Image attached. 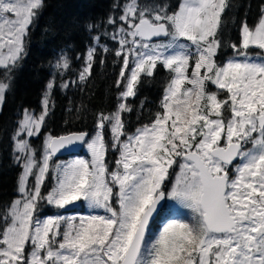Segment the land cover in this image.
<instances>
[{"label": "snow or ice", "instance_id": "snow-or-ice-1", "mask_svg": "<svg viewBox=\"0 0 264 264\" xmlns=\"http://www.w3.org/2000/svg\"><path fill=\"white\" fill-rule=\"evenodd\" d=\"M43 6V0H0V106ZM227 7V0H179L171 10L126 0L112 34L122 63L116 87H123L116 110L98 114L92 136L47 134L37 155L31 138L48 116L54 80L40 113L23 110L12 137L22 169L19 195L0 210V264H264V5L254 25L241 23L239 45H230L234 56L218 63ZM107 22L116 25L117 18ZM250 48L260 52L250 55ZM95 54L90 47L80 82L91 75ZM158 64L172 74L159 110L126 132L127 101L141 75L152 78ZM54 68L68 71L69 57L62 53ZM80 147L89 158L57 159ZM110 148L118 152L111 170ZM50 173L53 184L42 193ZM81 200L102 214L38 215L42 204L66 210ZM163 202L180 205L187 218L170 217L151 235Z\"/></svg>", "mask_w": 264, "mask_h": 264}, {"label": "trees", "instance_id": "trees-1", "mask_svg": "<svg viewBox=\"0 0 264 264\" xmlns=\"http://www.w3.org/2000/svg\"><path fill=\"white\" fill-rule=\"evenodd\" d=\"M125 1L43 0L44 6L30 26L25 40L26 55L14 73L11 91L6 92L4 103L0 106V210L17 197L22 169L14 159L12 137L18 121L24 109L34 110L37 114L42 110V99L50 80H54L56 86L49 93V113L40 135L91 133L96 128L98 114H109L118 104L121 88L116 87V81L121 57L115 55V42L102 30L108 28L110 16L115 18L121 12ZM140 3L167 4L171 10L179 0H140ZM227 3L229 7L222 14L218 32L221 40L216 57L218 63L224 62L233 53L232 43L239 45L241 23L246 20L252 26L257 22L264 0H227ZM97 36L100 44L95 45L91 75L80 82L78 74L85 66V53L93 46ZM103 46L108 48L107 52L102 50ZM62 53L70 60V69L66 72H58L54 68ZM171 75L159 64L152 78L141 75L136 96L127 101L132 111L123 113L126 132L131 133L135 128L151 122L154 113L159 110L164 87ZM65 81L69 82V87H60ZM104 137L107 140L106 129ZM111 159L108 152L109 167ZM48 212L51 211L44 208L39 214Z\"/></svg>", "mask_w": 264, "mask_h": 264}, {"label": "rangeland", "instance_id": "rangeland-1", "mask_svg": "<svg viewBox=\"0 0 264 264\" xmlns=\"http://www.w3.org/2000/svg\"><path fill=\"white\" fill-rule=\"evenodd\" d=\"M125 3H126V1H125ZM141 4H143V3H141ZM120 14H121V12L115 17V18H117V24L116 25L109 24L108 28L102 30L103 34H105L109 39H111L112 41L115 42L116 50H118L119 44H118L117 40L112 39V34L116 31V28L119 25V23H121L118 20V17L120 16ZM99 44L100 43L98 42V44H97V41L94 39L93 46L99 45ZM93 46H91V47H93ZM116 50H115V52H116ZM87 51H86V53H87ZM251 52H252V48L249 49V54L254 56L257 53H259L260 50L254 49V52L253 53H251ZM86 53H85V62H86ZM233 56H234V52L226 60H228L229 58H232ZM129 59H130V66H131L132 57H130ZM121 67H122V63H121ZM120 71H121V69H120ZM189 73H191V68L189 69ZM126 75H127V73H126ZM122 87H123V85L121 86V90H122ZM208 88L210 91H215V87L210 85V84L208 85ZM116 107H117V105L115 106V108L110 113L114 112L116 110ZM21 119H22V116H21ZM105 129H106V134H107V140L105 139V142L110 144L111 143V133L109 131L108 126H106ZM135 129L132 132H134ZM95 131H96V128L91 133H89V136H92L95 133ZM45 137H46V135L42 134V135H39L37 137L31 138V144L33 145V147H35L38 150L37 151L38 156H39V149L41 148ZM121 139H123V137H121ZM109 153L111 154V158H112L111 159V165L109 167V170H111L115 166V160L118 158V152L113 151L110 148ZM74 157L89 158V154H88L86 148L82 147V149L80 151H78L77 153H72V154H69L65 157H58L57 159L60 161H70ZM173 167L175 168L176 166L174 165ZM177 171H178V169H177ZM169 172H170L169 179H168V181H166V183H168V184H170L174 178L173 172L171 169L169 170ZM29 184L30 185L32 184L31 178L29 179ZM52 184H53L52 174L50 173L48 179L45 180L44 187L42 188V193L47 192L48 189L52 186ZM18 195L19 194L17 192V197H18ZM114 197H115V189H114ZM113 204H114V206H117L115 204V199L113 200ZM44 208H48L51 212L39 214V213L43 212ZM97 211H99L102 214V210L91 209L87 205V202L81 200V201L75 202L74 206H68V208L66 210L55 209V208L48 206L46 204H42L38 208V215L43 217V216H53V215H56L57 213H60V214H65V215H77V216H79V215H88L90 213H94ZM170 217L187 218V210L183 209L180 205L176 204L175 202H164L163 209L159 214L158 220L156 221L155 225L150 228V234L155 235L159 231V229H160L161 225L164 223V221Z\"/></svg>", "mask_w": 264, "mask_h": 264}, {"label": "water", "instance_id": "water-1", "mask_svg": "<svg viewBox=\"0 0 264 264\" xmlns=\"http://www.w3.org/2000/svg\"><path fill=\"white\" fill-rule=\"evenodd\" d=\"M80 132H84V131H80ZM86 132V131H85ZM88 133V132H87ZM89 134V133H88ZM62 135H65V134H62ZM60 136V135H59ZM82 149V147H80V148H78L75 152H73V153H77L78 151H80ZM72 154V153H71ZM67 155H69L68 153H65V154H63V155H58V157H65V156H67ZM57 157V158H58ZM163 205H164V202H163ZM162 209H163V207L162 208H160L159 209V211H158V213L157 214H155L154 215V218H153V220H152V222H151V224H150V227H151V225L153 224V222L156 220V218L159 216V214H160V212L162 211Z\"/></svg>", "mask_w": 264, "mask_h": 264}, {"label": "flooded vegetation", "instance_id": "flooded-vegetation-1", "mask_svg": "<svg viewBox=\"0 0 264 264\" xmlns=\"http://www.w3.org/2000/svg\"><path fill=\"white\" fill-rule=\"evenodd\" d=\"M254 52V49L252 48V52L251 53H253ZM158 218H159V216L156 218V220L153 222V224L151 225V227L156 223V221L158 220ZM150 227V228H151Z\"/></svg>", "mask_w": 264, "mask_h": 264}]
</instances>
